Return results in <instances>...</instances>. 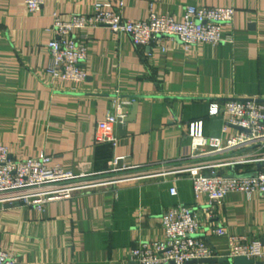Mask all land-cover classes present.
<instances>
[{
  "label": "crops",
  "instance_id": "0c3cea01",
  "mask_svg": "<svg viewBox=\"0 0 264 264\" xmlns=\"http://www.w3.org/2000/svg\"><path fill=\"white\" fill-rule=\"evenodd\" d=\"M97 3L130 21L152 12L182 21L189 6L232 7L235 15L222 25L225 41L189 47L178 38L136 46L106 26L75 30L87 47V77L53 78L47 44L56 37L55 15H88ZM242 97L264 99V0H45L36 12L25 0H0V146L12 159L45 154L51 166L110 181L40 209L0 204V249L20 264H137L132 250L164 241L162 215L178 205L194 210L203 225L198 236L222 257L232 258L230 236L264 247V194L231 192L211 206L185 177L125 180L178 164L191 150L194 121L206 136L231 137L235 128L224 114L210 115V106ZM134 103L133 120L116 126V144L96 141L98 122L118 105L132 116ZM117 156L127 169L114 170ZM220 226L228 233H214Z\"/></svg>",
  "mask_w": 264,
  "mask_h": 264
},
{
  "label": "built area",
  "instance_id": "2783aa9c",
  "mask_svg": "<svg viewBox=\"0 0 264 264\" xmlns=\"http://www.w3.org/2000/svg\"><path fill=\"white\" fill-rule=\"evenodd\" d=\"M44 2L25 0L32 12L39 11ZM234 15L232 7L189 6L182 21L155 12L143 21H130L102 3H97L91 14L74 15L70 20L55 15L52 27L56 37L47 44L50 51L47 71L55 79L76 83L86 79L84 63L88 51L85 44L73 37L75 30L106 26L116 33L129 35L136 46H148L161 38H178L189 47L203 42L225 41L222 25L231 22ZM116 110L98 122L96 141L116 144V126L126 117L122 106L118 105ZM209 112L212 116L224 114L226 127H234L235 133L227 138L206 136L202 121H194L189 129L191 150L178 164L158 173L144 170L147 173L125 180L168 174L185 177L190 180L195 196L208 195L211 206L221 204L231 192L264 194V166L260 170L256 167L257 163L264 162V99L242 97L214 101ZM51 160L45 154L34 159H12L8 148L0 146V204L40 209L48 202L71 198L78 191L110 183L103 177L92 178L87 172L76 174L51 166ZM124 161V156L115 157L114 170L127 169L121 166ZM247 167L254 171H248ZM170 193L177 195L175 185L170 188ZM162 224L166 239L139 243L132 250V261L137 264H186L217 257L208 242L198 236L203 225L191 207L178 205L170 208L162 215ZM214 233L222 235L228 232L220 226L214 229ZM229 240L230 257L264 260L261 241L247 242L240 236H230ZM0 264L20 263L15 256L0 249Z\"/></svg>",
  "mask_w": 264,
  "mask_h": 264
},
{
  "label": "water",
  "instance_id": "95a60500",
  "mask_svg": "<svg viewBox=\"0 0 264 264\" xmlns=\"http://www.w3.org/2000/svg\"><path fill=\"white\" fill-rule=\"evenodd\" d=\"M136 107H137V103H134L133 105V115L132 116H129V117H125L123 119H121L120 121V128H124L125 127V124L127 122H130L133 120V117H134V113L136 111ZM264 166V162H261V163H257L256 167L258 170L261 169V167ZM12 206H17L16 205H10V204H6L4 205V207L6 208H9V207H12ZM197 262H202V263H209V264H212V263H217V262H220V263H223V262H232L234 264H262L260 262H256L254 260H249L247 259L246 257H243V256H238V257H234V258H229V257H222L219 255V253H217V257H214V258H207V259H202L200 261H190V262H187L186 264H193V263H197ZM172 264H175L174 262H172Z\"/></svg>",
  "mask_w": 264,
  "mask_h": 264
}]
</instances>
